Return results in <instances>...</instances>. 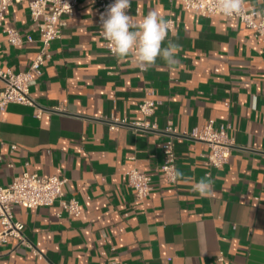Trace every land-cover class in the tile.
I'll list each match as a JSON object with an SVG mask.
<instances>
[{
  "label": "crops",
  "instance_id": "crops-1",
  "mask_svg": "<svg viewBox=\"0 0 264 264\" xmlns=\"http://www.w3.org/2000/svg\"><path fill=\"white\" fill-rule=\"evenodd\" d=\"M28 1L4 12V26L33 41L10 45L0 30L3 69H26L39 49ZM245 6L264 13V0ZM150 11L173 21L168 39L182 46L181 70L159 59L147 71L118 61L99 34L102 12L94 0H78L30 86L34 105L10 102L0 111V186L25 171L65 178V197L81 207L75 217L57 203L13 206L30 247L9 239L0 264H264V41L234 18L204 16L180 0H131L128 14L139 20ZM3 85L0 79V91ZM147 90L158 130L109 129L111 116L141 118ZM210 118L229 126L228 161L208 167L207 144L175 138L177 171L187 182H166V124L185 133ZM133 166L150 178L143 200L127 182ZM205 176L213 193L201 198L192 185Z\"/></svg>",
  "mask_w": 264,
  "mask_h": 264
},
{
  "label": "built area",
  "instance_id": "built-area-1",
  "mask_svg": "<svg viewBox=\"0 0 264 264\" xmlns=\"http://www.w3.org/2000/svg\"><path fill=\"white\" fill-rule=\"evenodd\" d=\"M21 0H0V30L4 34V42L10 45H19L23 42H31L33 38L28 34H23L18 29L4 26L2 18L8 6ZM183 8L193 10L204 16L221 15L216 8L214 0H180ZM97 8L103 13L107 7L115 0H94ZM78 0H29V14L36 23L39 32V49L31 60L29 66L20 71L3 69L0 65V79L3 81V88L0 91V111L4 110L10 102L34 105L30 95V86L35 82L36 76L41 74L42 66L50 58V45L54 39L61 36L63 16L71 15L77 5ZM255 9H247L244 4L243 12L228 18H234L244 27L252 30L254 36L264 41V13L256 15ZM227 17V16H224ZM170 21L169 30L173 28V21ZM96 23L101 27L100 17ZM101 31V29H100ZM100 34V32H99ZM104 48L110 53L108 42L100 35ZM2 42H0L1 46ZM152 90H147L146 97L138 103L141 118L137 120H127L117 116L108 119L109 129L114 130L118 126H129L138 131H157V124L150 118L154 113L156 101L150 95ZM41 110H36L39 116ZM227 124L215 125L214 119H208L199 126L193 127L189 132H180L172 123H167L163 131L167 139L162 144V163L160 170L164 179L168 183H175L176 154L174 148L175 138H189L207 144L209 150L206 154L205 165L218 168L225 164L231 153L234 141L228 133ZM3 140L0 136V147ZM15 145H11L14 148ZM2 155L0 153V160ZM11 165V164H9ZM128 184L134 190L137 200L145 199L151 190L150 178L143 171L133 166L127 170ZM65 178L53 175L38 174L35 172H22L15 176L6 186H0V245L9 239H14L19 245L30 247L23 234L24 224L16 220L13 214V206L19 205L27 208L39 206H49L57 203L61 210L71 216L78 217L81 213L80 203L75 197H65L63 185ZM221 252L216 256L217 261L223 260Z\"/></svg>",
  "mask_w": 264,
  "mask_h": 264
},
{
  "label": "clouds",
  "instance_id": "clouds-1",
  "mask_svg": "<svg viewBox=\"0 0 264 264\" xmlns=\"http://www.w3.org/2000/svg\"><path fill=\"white\" fill-rule=\"evenodd\" d=\"M214 3L221 14L232 17L243 12L245 0H214ZM130 8L131 0H115L100 16V35L108 42L112 55L141 71L156 67L158 59L163 60L171 71L181 70L177 56L182 46L168 39L171 22L157 11L133 20L128 14ZM174 180L187 182L181 171L175 172ZM212 185L211 177L205 176L192 185V191L207 198L213 193Z\"/></svg>",
  "mask_w": 264,
  "mask_h": 264
}]
</instances>
